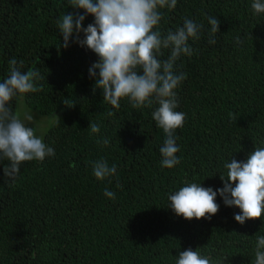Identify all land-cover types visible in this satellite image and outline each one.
I'll list each match as a JSON object with an SVG mask.
<instances>
[{
	"label": "trees",
	"instance_id": "1",
	"mask_svg": "<svg viewBox=\"0 0 264 264\" xmlns=\"http://www.w3.org/2000/svg\"><path fill=\"white\" fill-rule=\"evenodd\" d=\"M252 2L177 0L174 9L160 10L162 34L185 18L203 24L199 39L188 41L193 54L174 65L186 74L175 89L176 110L186 119L175 130L179 163L169 169L160 154L166 135L152 119L158 105L135 108L123 98L114 108L89 76L97 55L74 37L62 46L58 20L84 10L71 0H0V83L12 59L22 72L45 77L36 81L40 91L14 97L9 106L16 112L22 102L61 121L43 137L54 156L21 164L12 179L3 175L9 162L0 161V264H175L188 248L211 264H254L264 214L240 224L234 219L240 209L225 206L219 195L210 219L186 220L168 207V196L187 183L222 188L226 163L264 147V13ZM208 16L220 21L218 33L210 34ZM93 22L85 15L82 27ZM213 36L216 43L209 44ZM163 51L160 59H167L170 49ZM101 158L117 168L102 181L92 174Z\"/></svg>",
	"mask_w": 264,
	"mask_h": 264
},
{
	"label": "clouds",
	"instance_id": "2",
	"mask_svg": "<svg viewBox=\"0 0 264 264\" xmlns=\"http://www.w3.org/2000/svg\"><path fill=\"white\" fill-rule=\"evenodd\" d=\"M177 0H71V6L84 10L85 15L94 17V22L82 27L85 15L67 14L58 20L62 33L63 47H68L69 38L74 43L94 52L98 60L88 69L94 88L103 92V100L114 108L120 107V100L127 98L133 107L158 105L152 112V119L166 135L160 148L161 165L173 168L179 163L176 153L175 130L183 127L186 114L177 111L178 100L175 89L186 78L183 72H175L174 65L181 55L191 56L193 49L188 41L199 39L203 24L185 18L183 26L162 34L156 27L163 18L161 9L172 10ZM251 8L264 13V0H253ZM210 34L219 31L220 21L208 16ZM83 33V39L80 34ZM209 44L216 40L209 39ZM165 49H170L167 59H160ZM10 74L0 83V161L9 163L3 167L5 178L12 179L20 172L21 164L33 160L43 161L55 155L42 135L36 134L32 112H13L9 102L24 94L40 91L36 81L45 79L37 70L22 72L17 61H9ZM69 107L72 102L64 100ZM112 115V113H109ZM58 122H61L56 116ZM92 133H98L100 126L89 124ZM104 139L102 143L108 144ZM101 143V141H97ZM224 167L226 176L220 175L223 187L213 190L200 183H187L168 196V207L177 216L186 220L210 219L219 205L217 195L228 207H238L240 213L234 216L236 222L260 219L264 214V147H256L245 161L231 159ZM116 165H108L101 158L92 163V174L97 180H105L116 173ZM236 182L233 187V183ZM119 187V185H117ZM104 195L115 198V193L105 189ZM175 264H211L209 257L198 250L188 248L179 253ZM254 264H264V235L256 238Z\"/></svg>",
	"mask_w": 264,
	"mask_h": 264
},
{
	"label": "rangeland",
	"instance_id": "3",
	"mask_svg": "<svg viewBox=\"0 0 264 264\" xmlns=\"http://www.w3.org/2000/svg\"><path fill=\"white\" fill-rule=\"evenodd\" d=\"M32 112V115L34 117L35 122L32 124V126L36 129L37 135H42L44 137L45 132L47 129L54 124L56 121V116L58 117V114H52V115H40L37 112L30 110L26 107H23L22 102H19L17 106L16 112H20L21 116L23 117V113Z\"/></svg>",
	"mask_w": 264,
	"mask_h": 264
}]
</instances>
